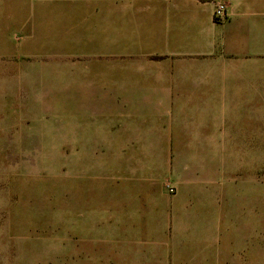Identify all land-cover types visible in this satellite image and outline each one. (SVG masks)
<instances>
[{"label":"crops","instance_id":"obj_1","mask_svg":"<svg viewBox=\"0 0 264 264\" xmlns=\"http://www.w3.org/2000/svg\"><path fill=\"white\" fill-rule=\"evenodd\" d=\"M0 64L7 115L71 118L97 264H222L198 250L220 244L233 150L264 149V0H0Z\"/></svg>","mask_w":264,"mask_h":264},{"label":"rangeland","instance_id":"obj_2","mask_svg":"<svg viewBox=\"0 0 264 264\" xmlns=\"http://www.w3.org/2000/svg\"><path fill=\"white\" fill-rule=\"evenodd\" d=\"M5 68L0 64V264H72L74 247L76 264H97L102 246L81 245L83 235L73 231L71 118L40 116L33 109L28 114L21 107L7 115ZM15 96L18 105L23 93ZM233 155L234 203H222L220 244L204 239L198 251L221 250L222 264H264V149Z\"/></svg>","mask_w":264,"mask_h":264},{"label":"built area","instance_id":"obj_3","mask_svg":"<svg viewBox=\"0 0 264 264\" xmlns=\"http://www.w3.org/2000/svg\"><path fill=\"white\" fill-rule=\"evenodd\" d=\"M226 18V6L223 3H217L214 10V20L216 22H221ZM169 193H174V188L170 184L166 186Z\"/></svg>","mask_w":264,"mask_h":264}]
</instances>
